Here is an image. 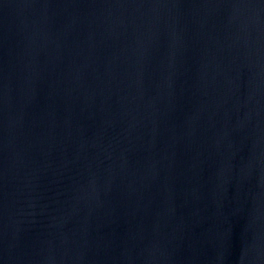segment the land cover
Instances as JSON below:
<instances>
[{
	"label": "water",
	"instance_id": "obj_1",
	"mask_svg": "<svg viewBox=\"0 0 264 264\" xmlns=\"http://www.w3.org/2000/svg\"><path fill=\"white\" fill-rule=\"evenodd\" d=\"M0 264H264V0H0Z\"/></svg>",
	"mask_w": 264,
	"mask_h": 264
}]
</instances>
